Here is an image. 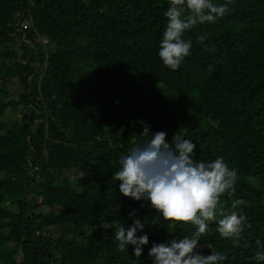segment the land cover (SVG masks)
<instances>
[{
    "label": "trees",
    "instance_id": "16d2710c",
    "mask_svg": "<svg viewBox=\"0 0 264 264\" xmlns=\"http://www.w3.org/2000/svg\"><path fill=\"white\" fill-rule=\"evenodd\" d=\"M168 7L0 0V264H152L153 244L192 236L191 224L155 222L150 202L124 197L112 180L139 121L169 143L191 139L194 159L222 156L237 170L223 209L251 227L236 241L211 224L202 253L264 264L254 259L256 241L264 245V0H232L216 23L187 32L192 54L178 70L158 56ZM236 200L245 203L233 209ZM134 210L145 222L137 235L149 236L140 258L132 245L119 252L114 236Z\"/></svg>",
    "mask_w": 264,
    "mask_h": 264
},
{
    "label": "clouds",
    "instance_id": "9594fccd",
    "mask_svg": "<svg viewBox=\"0 0 264 264\" xmlns=\"http://www.w3.org/2000/svg\"><path fill=\"white\" fill-rule=\"evenodd\" d=\"M232 0L216 3L215 0H168L169 7L164 15L167 18L162 39L158 46V56L163 64L172 70H178L186 57L192 54L193 41L186 38L198 25L214 24L230 11ZM25 26V23L22 24ZM206 35H199L197 41L203 43ZM47 41L44 40V43ZM205 50H208L205 45ZM140 134L136 137L127 154L119 158V170L115 171L112 180L119 181V193L136 201H148L156 211L155 222L162 217L171 225L183 223L195 227L191 237L183 236L168 243H155L148 256L152 264H219L227 256L212 250L204 255L200 238L210 231V225L217 224V231L225 239L239 241L245 225L251 227L247 217L233 210L230 213L223 209L222 197H231L235 193L238 172L217 156L210 162L194 159L196 145L191 139L177 134L172 142L167 139V132L155 131L144 121ZM236 200L232 208L244 204ZM141 207H144L142 204ZM133 218L130 227L123 223L115 226L117 250L127 252L128 246H134V255L140 258L143 246L149 243L147 234L137 235L143 231L145 222L136 218V211L129 213ZM104 227V225H103ZM256 244L261 250L255 253L254 259L264 261V245L259 240Z\"/></svg>",
    "mask_w": 264,
    "mask_h": 264
},
{
    "label": "rangeland",
    "instance_id": "374dc122",
    "mask_svg": "<svg viewBox=\"0 0 264 264\" xmlns=\"http://www.w3.org/2000/svg\"><path fill=\"white\" fill-rule=\"evenodd\" d=\"M143 130H140L137 132V134H140L142 133ZM137 139L136 137L134 138V140ZM84 175V171H80V172H73L71 174L72 178L75 180V179H78L80 176H83ZM226 212H231L230 210H227Z\"/></svg>",
    "mask_w": 264,
    "mask_h": 264
}]
</instances>
